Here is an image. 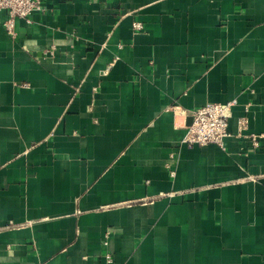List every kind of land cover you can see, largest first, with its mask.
Instances as JSON below:
<instances>
[{
  "label": "crops",
  "instance_id": "obj_1",
  "mask_svg": "<svg viewBox=\"0 0 264 264\" xmlns=\"http://www.w3.org/2000/svg\"><path fill=\"white\" fill-rule=\"evenodd\" d=\"M7 19L0 264H264V0ZM230 102L224 147L182 143L189 112Z\"/></svg>",
  "mask_w": 264,
  "mask_h": 264
},
{
  "label": "built area",
  "instance_id": "obj_2",
  "mask_svg": "<svg viewBox=\"0 0 264 264\" xmlns=\"http://www.w3.org/2000/svg\"><path fill=\"white\" fill-rule=\"evenodd\" d=\"M45 0H0V10L8 12L5 27L11 35H15L16 19H24L31 23V17L35 12L44 11ZM136 30H143V25L135 23ZM235 102L227 104L209 103L203 108L189 112L192 122L187 126V133L183 144L193 146H208L211 144L224 147V140L229 136V119L231 109ZM241 130L247 127V119L239 121ZM106 263L111 264L113 259L106 255Z\"/></svg>",
  "mask_w": 264,
  "mask_h": 264
},
{
  "label": "water",
  "instance_id": "obj_3",
  "mask_svg": "<svg viewBox=\"0 0 264 264\" xmlns=\"http://www.w3.org/2000/svg\"><path fill=\"white\" fill-rule=\"evenodd\" d=\"M190 118H191V121H190L189 125H190V124H191V122H192V117L190 116Z\"/></svg>",
  "mask_w": 264,
  "mask_h": 264
}]
</instances>
